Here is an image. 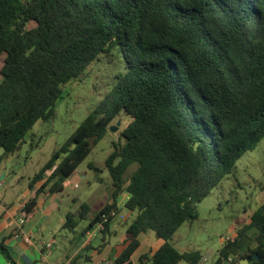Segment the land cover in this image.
I'll list each match as a JSON object with an SVG mask.
<instances>
[{"label":"trees","instance_id":"trees-1","mask_svg":"<svg viewBox=\"0 0 264 264\" xmlns=\"http://www.w3.org/2000/svg\"><path fill=\"white\" fill-rule=\"evenodd\" d=\"M115 50L124 69L29 178L34 193L25 217L45 189L62 191L91 145L125 113L124 142H113L105 160L110 201L90 217L87 203L77 212L87 221L81 238L101 225L99 243L83 251L98 254L108 244L125 191L129 220L113 264H202L199 251H179L172 237L264 138V0H0V162L20 150L38 121L53 117L65 84ZM73 218L68 211L63 229L76 226ZM262 229L264 202L224 239L211 264H264ZM149 232L160 245L134 261ZM0 255L16 264L3 240Z\"/></svg>","mask_w":264,"mask_h":264},{"label":"rangeland","instance_id":"rangeland-1","mask_svg":"<svg viewBox=\"0 0 264 264\" xmlns=\"http://www.w3.org/2000/svg\"><path fill=\"white\" fill-rule=\"evenodd\" d=\"M98 58L79 79L64 85L62 97L55 103L53 117L48 121H38L28 132L20 150L5 159L4 165L9 170V176L0 191L5 192L6 198L13 197L50 158L52 152L67 140L111 88L114 75L124 69L120 53L116 50L111 54H100ZM2 59L3 56L0 57V66ZM130 120V116L120 113L114 123L120 121L117 131L108 130L102 139L92 144L89 155L78 166L75 174L63 183L58 196L61 204L52 218L57 223L60 219L64 220L65 213L70 211L74 214L76 226L58 230L55 236L50 237V241L56 244L53 248L57 254L55 257L62 259L64 253L72 252L77 239L82 240L79 234L87 221L78 219L80 204L89 205L90 217L110 201L113 187L105 160L112 151L113 142H124L120 132ZM2 152L0 149V155ZM135 169L136 164L130 165L124 173V179ZM263 187L264 138L253 150L246 152L236 163L234 171L197 204V218L177 229L172 244L181 252L199 251L203 256L202 264H211L224 239L232 235L235 228L247 223L251 213L264 202ZM117 202H125V191L119 193ZM115 227L117 234L110 237L112 243L125 236L126 225L123 222ZM153 236L149 232L142 237L141 250L145 244H149L152 249L158 245L160 240ZM156 240L158 242L154 244ZM81 264L92 263L84 261Z\"/></svg>","mask_w":264,"mask_h":264},{"label":"crops","instance_id":"crops-1","mask_svg":"<svg viewBox=\"0 0 264 264\" xmlns=\"http://www.w3.org/2000/svg\"><path fill=\"white\" fill-rule=\"evenodd\" d=\"M5 159L0 162V177L3 175V178L0 179V188L5 186L6 178L9 176V170H7L4 165ZM81 174L84 176V173ZM47 175L48 172L45 174V177ZM16 181L19 182L18 179ZM42 181L37 182L34 189L39 188ZM28 182L24 184L20 190H17L10 199L6 198L5 192L0 191V240H3L13 262L16 264H69L70 262L81 264L87 261V257H90V261L87 262L92 264H113L114 256L122 249L125 236H121L118 241L113 243L110 237L117 234L116 224L123 222L127 225L129 220V212L123 207L124 202L119 204L117 202L119 212L111 222V235L107 239L108 244L100 253L97 254L93 249L86 252L83 251L86 244L95 247L99 243L98 229L94 228L92 231L87 232L85 236L82 237V240L77 239L72 252L64 253L62 259H59L55 257L57 254L53 248L56 247V244L50 241V237L55 236L56 231L64 230L63 225L65 223V218L64 220L60 219L57 223L56 220L52 218L53 213L59 209L61 204L58 197L60 192L50 195L46 193L47 190L45 189L44 193H40L37 196L36 205L32 213L26 216L23 223L19 225L18 218L20 207L24 202L30 199L34 193V191L28 189ZM126 198L127 193H125V200ZM143 236H141V239ZM156 242L158 241L156 240L153 243L156 244ZM160 243L161 241L158 242V245L155 246L154 249L148 246L149 244H145L141 250V241L132 259L135 261L140 255L153 252ZM80 254L81 256L79 257ZM0 264L12 263L0 255Z\"/></svg>","mask_w":264,"mask_h":264},{"label":"water","instance_id":"water-1","mask_svg":"<svg viewBox=\"0 0 264 264\" xmlns=\"http://www.w3.org/2000/svg\"><path fill=\"white\" fill-rule=\"evenodd\" d=\"M119 125H120V121H117L115 125H113V126H111V127L109 128V130H110L111 132H113V131H117ZM2 176H3V175H1L0 179L3 178ZM262 233H264V229H262ZM239 254H241V252H240ZM254 259L257 260V259H258L257 256H254ZM240 264H247V259H242V260H240Z\"/></svg>","mask_w":264,"mask_h":264},{"label":"built area","instance_id":"built-area-1","mask_svg":"<svg viewBox=\"0 0 264 264\" xmlns=\"http://www.w3.org/2000/svg\"><path fill=\"white\" fill-rule=\"evenodd\" d=\"M25 203V202H24ZM24 203L21 205L20 207V212H19V218H18V224L21 225L24 221V218H25V214L23 212V206H24ZM97 229L101 228V225H98L96 227ZM49 247V246H48Z\"/></svg>","mask_w":264,"mask_h":264}]
</instances>
